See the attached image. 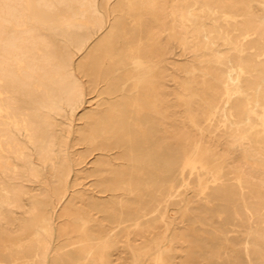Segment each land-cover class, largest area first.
<instances>
[{"label":"bare ground","instance_id":"bare-ground-1","mask_svg":"<svg viewBox=\"0 0 264 264\" xmlns=\"http://www.w3.org/2000/svg\"><path fill=\"white\" fill-rule=\"evenodd\" d=\"M202 262L264 264V0H0V264Z\"/></svg>","mask_w":264,"mask_h":264},{"label":"rangeland","instance_id":"rangeland-1","mask_svg":"<svg viewBox=\"0 0 264 264\" xmlns=\"http://www.w3.org/2000/svg\"><path fill=\"white\" fill-rule=\"evenodd\" d=\"M110 20L113 19L112 16L109 17ZM84 59V55H77L74 57L73 60V66H78V64H80ZM171 59L176 60V62L178 63H182L184 62L183 60L185 59V55L181 52V50L176 46L173 45V54L171 55ZM175 76H176V80L177 82H180L184 75L183 73L177 69L175 72ZM93 94L90 95V98L93 97ZM95 104H86L80 111H78V113L71 119V122H65V124L67 125V127L71 130V132L73 133L72 136H75L77 132H81L84 130L85 127V116L87 114H89L92 110V107ZM178 112H180L182 110L181 107H178ZM77 151H79L80 153H83V149L81 147L77 148ZM101 158V155L96 153L94 155H90L87 157L86 161L87 163L85 165H81L79 166V172L77 174V180L75 183H77V185L75 186V192H77V195H86L87 197H91L94 199H96L95 201L101 202V201H108L109 199H112L114 197H118V195L120 194L119 192H106L103 194H97L95 192V185H96V181L89 176L92 172L91 168L94 167L95 163L97 162V160ZM114 195V197H113ZM190 195V194H189ZM85 197V196H83ZM176 211V207L172 206L169 207V211L168 213H174ZM126 258L128 257L127 255L125 256ZM129 259V258H127ZM177 261V260H176ZM200 264H205L204 262L200 263Z\"/></svg>","mask_w":264,"mask_h":264}]
</instances>
